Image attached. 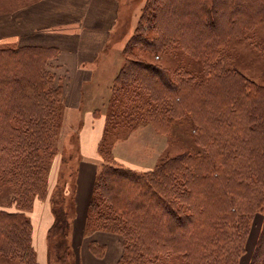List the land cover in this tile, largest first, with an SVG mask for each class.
<instances>
[{"label": "trees", "instance_id": "16d2710c", "mask_svg": "<svg viewBox=\"0 0 264 264\" xmlns=\"http://www.w3.org/2000/svg\"><path fill=\"white\" fill-rule=\"evenodd\" d=\"M142 19L114 81L111 98L125 95L117 106L124 109L110 123L134 122L132 111L147 110L160 129L191 127L201 148L164 157L147 171L116 165L107 161L114 142L106 124L99 143L106 163L89 201L88 231L123 236L119 264H162L168 256L239 264L251 222L264 214V83L226 68L221 51L264 22V0H149ZM177 49L202 63L201 77L181 68L176 80L146 60ZM58 54L55 47L0 46V181L17 202L15 210L0 206V257L18 264H39L29 212L34 198L46 195L63 118L64 86L51 68ZM60 189L49 237L59 235L57 259L73 264L68 196ZM90 246L97 255L105 248ZM250 264H264V220Z\"/></svg>", "mask_w": 264, "mask_h": 264}, {"label": "rangeland", "instance_id": "374dc122", "mask_svg": "<svg viewBox=\"0 0 264 264\" xmlns=\"http://www.w3.org/2000/svg\"><path fill=\"white\" fill-rule=\"evenodd\" d=\"M34 1L36 0H0V19L9 16V14H12V11H15L23 6L31 5V3ZM120 2V25L118 27L117 34L112 37V42L106 45L108 49L112 50L113 55L111 57V61H108L103 68V74H105L106 77L104 79L105 83L103 84L105 88L109 73L114 72L116 67H119L121 60H123L124 63V48L128 39L133 35L137 26L140 24H146L143 19L141 20V16L149 0H120ZM154 34L155 33H153V35ZM7 45L17 46L19 44L18 42L0 40V46ZM221 59L222 63L227 66L226 68L230 67L239 69L246 76L259 83H264V22L256 25L254 29H251L245 38L233 40L225 45L221 51ZM146 60L162 64L169 68L172 77L176 80L179 79V76L183 75L185 71L181 68L189 69L190 73L196 75L198 78L204 73L202 72V63L180 49H177L176 51H164L159 54L148 53L146 55ZM51 68L55 72L53 66H51ZM120 69L121 68H119L116 73H112L111 80L109 81L106 91L107 93L105 95H101L103 101L97 107L101 113H104L106 118L102 139L104 137L107 124L108 136H111L110 141L114 142L112 145V156L111 158H108L107 161H111V163L116 165L121 164L136 170L147 171L157 165L164 157L176 156L188 150L197 152L201 146L199 147V145H197L195 139L196 133L191 127L184 124L174 123L165 129H160L155 124H153V115L147 110L141 111L136 109L132 111L131 114L133 117H135L134 122H126V124L116 125L114 122L110 123V121H114L116 119V115L124 109L123 106L120 108L117 106H119L120 103L118 100L121 98V96L125 95H120L118 100L111 98L113 87L117 86L115 85L114 81ZM57 78L59 82H62V79H59L58 76ZM140 98L142 97L136 96L135 100L138 101ZM124 101L126 102L128 100L125 99ZM86 107L88 108L89 106H86V104H84V106L82 105L81 113H78L81 119H78V116H76V122H72V126L70 127V122L66 119L68 118L66 116L67 108L64 106L63 118L60 122L58 136L56 139V154L49 166L47 192L44 197L36 196L34 198L32 208L29 212L31 219V212L39 213L45 210L48 211V214H46L45 217L49 223L42 222L41 230H39L38 233L39 235L42 234L41 237H43L44 242L46 240L48 250L50 242H54L53 246L57 254L52 256V262L54 264H65L64 260L61 261L57 259L59 252L56 248V245L58 246L57 242L59 240V235L55 234V236L49 237L51 228L55 223V215L53 214V200H57V202H59L58 194L60 190H62L60 188H63L66 191V195L68 196L66 205L64 207L69 208V243L71 244L72 255L70 262L73 264H82L79 257L82 251L84 252V250L81 249H86L87 244H89V252L94 255V259H96H92L91 262H93L91 264H109L110 257L114 252L113 249L115 250V248H111L109 250L110 253H108V247L106 244L97 240L93 241L98 242L100 245H104V251L102 254L97 255L92 250L90 245L93 241L90 239V237L96 231L103 230L88 231L87 215L85 219V225L82 228V234L80 230L81 225L80 228H78V220L80 216H82L78 210L77 202L79 178L78 166L80 159L82 158V155L79 152L80 147L82 146L80 145L78 134L80 135L86 115L88 111H90L87 110ZM100 117L104 118L103 116ZM99 121H101V119H99ZM96 156L97 158L95 160L98 162L99 166L98 170L94 174V183L96 175L102 167V164L106 163V160H102V156L100 154V145L98 146V155ZM88 159L92 160L93 158ZM11 191L12 190L9 188V186L3 184L0 181V206L9 210H15L17 208V202L15 201V196L12 193L13 191ZM263 220L264 214L262 212L255 214L251 222L252 225L249 234L247 236L248 238L246 240L245 252L241 254L239 264H250L259 235L262 230ZM34 230L35 228L32 224V243L37 242ZM110 233L111 235H114L113 232ZM117 235L119 236L120 243L122 244L121 253L123 254L124 238L120 234ZM112 243L113 242H110V247H112ZM119 251L120 247L118 248V253ZM86 252H88V250H86ZM122 254L120 258L122 257ZM108 255L109 258H107ZM120 258H117L115 262H111L110 264H119ZM0 264L18 263L16 261H10L0 257ZM162 264L188 263L184 260H179L168 256L166 259L162 260Z\"/></svg>", "mask_w": 264, "mask_h": 264}, {"label": "crops", "instance_id": "0c3cea01", "mask_svg": "<svg viewBox=\"0 0 264 264\" xmlns=\"http://www.w3.org/2000/svg\"><path fill=\"white\" fill-rule=\"evenodd\" d=\"M120 5V0H36L31 5L23 6L0 19V40L18 42L22 46L59 49L58 56L51 64L63 82L68 117L65 118L70 122V127L72 122H76V116L81 119L78 113H81L82 105L89 106L86 109L90 111L86 115L80 135L78 134L82 146L79 151L82 158L78 166L77 192L78 210L82 215L78 220L81 234L92 195L94 174L99 166L95 159L105 128L104 113H96L95 110L99 109L97 107L103 101L101 95L107 93L112 73H116L123 64L121 60L119 67L109 73L105 88L103 84L106 77L103 68L111 61L113 55L112 50L106 45L112 42V37L117 34L120 25ZM46 214H48L46 210L39 213L31 212V221L37 238L33 245L39 264H48V245L46 240L43 241L42 234L38 233L42 222H48ZM108 233L110 232L96 231L90 239L106 244L108 253L111 248H115L110 257V263H113L122 254V244L117 234ZM110 242H113L112 247L109 245ZM81 250H84L81 255L79 253L82 264H91L92 259L96 260L89 252V244L86 249Z\"/></svg>", "mask_w": 264, "mask_h": 264}]
</instances>
